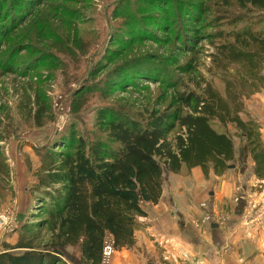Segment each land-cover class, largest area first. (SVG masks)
Returning a JSON list of instances; mask_svg holds the SVG:
<instances>
[{
	"label": "trees",
	"instance_id": "trees-1",
	"mask_svg": "<svg viewBox=\"0 0 264 264\" xmlns=\"http://www.w3.org/2000/svg\"><path fill=\"white\" fill-rule=\"evenodd\" d=\"M210 1L195 8L203 16L210 10L211 18H215L216 28L207 37L214 48L211 68L222 76L224 92L200 77L193 88L176 93V100L165 109H147L149 115L141 119L100 109L97 135L91 140L72 130L58 133L55 147L59 149L47 150V161L36 172V187L45 189L43 197L47 198L41 202L48 207L33 215L38 221L21 227L16 244L2 245L0 264H66L64 251L77 246L81 262L100 264L108 234L113 236L117 250L132 247L138 217L146 214L143 204L159 202L167 172L181 173L200 166L206 176L210 170L222 175L249 153L254 174L264 179L261 127L249 116L246 103L264 89V0ZM149 2L144 0V5L130 14L127 25L134 38L139 32L140 38L149 32L137 20L138 13L148 14ZM32 4V9L18 16L7 6L22 8V1L0 0V64L7 58V70L27 76L43 68L56 71L57 64L65 62L60 54L70 58L87 54L88 47L81 42L77 19L73 17L76 11L69 9V0ZM151 5L156 4L152 1ZM122 15L117 16L123 19ZM63 24L64 33L60 30ZM23 52L34 59L23 60ZM123 53L124 50L108 51L92 78L120 60ZM18 61L30 63L21 71ZM136 64L132 67L136 68ZM119 67L113 68L117 78L124 77ZM46 83L41 76L21 90L17 121L10 110L0 106V141L16 135L22 124L41 128L52 121ZM89 91L90 87H81L75 92L71 112L82 111ZM231 126L241 138L243 147L239 149L229 134ZM172 133L175 134L171 136ZM9 167L0 145V182L9 177Z\"/></svg>",
	"mask_w": 264,
	"mask_h": 264
},
{
	"label": "rangeland",
	"instance_id": "rangeland-1",
	"mask_svg": "<svg viewBox=\"0 0 264 264\" xmlns=\"http://www.w3.org/2000/svg\"><path fill=\"white\" fill-rule=\"evenodd\" d=\"M20 1L23 3L22 8L7 6L11 7L12 13L15 12L18 16L26 14L27 9L34 7L32 3L38 5V1L41 0ZM69 1V9L76 11L73 17L77 19L76 25L81 42L88 47L86 55L70 58L68 54H60V59H64L65 62L57 64L56 71L50 72L43 68L36 74L27 76H23L22 72L7 70L6 67L10 64L7 58H3L0 64V106L6 111L10 110L16 117L15 121L18 119L21 90L28 88L29 82L36 81L41 76L42 80H47V93L53 109V119L44 127L34 128L22 124L16 135L8 140L0 141L6 162L10 165L9 177L0 182V248L5 242L16 244L21 227L27 222L38 221L39 218L33 215L41 213L40 210L43 207H48V204L41 202L47 199L43 197L45 189L36 187L37 173L38 170L40 172L45 160L47 161L45 155L47 150L59 149L55 146L60 134L71 133L72 130L77 135L91 140L97 135V115L100 109H111L128 118L141 119L149 115V112H146L147 109L149 111L165 109L171 101L176 100V93L190 90L200 77L212 81L221 91L225 90L222 76L215 68H211L210 54L214 48L210 45L211 40L207 34L216 28L215 18H211L213 13L210 10L203 16L197 12V7L195 8L202 2L209 4L210 0H148L151 1L147 8L149 15L137 14L140 27L149 30L147 36L143 38H140V32L135 38L130 36L131 27L127 25V22L130 14L144 5V0ZM152 1L156 5H151ZM118 6L119 10L116 9ZM21 11L23 13H20ZM121 13L124 14L123 19L117 16ZM152 16L155 20H152ZM65 25L63 24L60 28L62 33H64L62 28ZM141 29L139 28V31ZM170 30H172L171 33ZM111 50H124V56L93 79L92 72L105 62L106 55ZM20 57L23 60H27L28 57L29 61L34 59L24 52ZM136 62L137 67L133 68ZM27 63L24 65L18 61L16 65H20L21 71H24ZM116 65H121L124 71L123 76L131 75L130 79L114 76L113 68ZM187 66L189 70L183 71ZM63 68H66V72H62ZM81 87H90L88 101L82 111L75 114L71 112L72 101L75 92ZM263 91L264 89L261 92ZM256 94L246 99V103L249 116L254 117L261 127L264 140V131H262L264 130V107L255 101ZM60 97L64 99L66 109H69L66 123L61 129L59 128L62 124L57 123V117L61 112L55 110ZM244 117L247 118L245 114ZM216 128L223 130L217 125ZM177 131L178 129L175 130ZM174 134L172 133L171 136ZM229 134L239 149L242 142L234 126L229 128ZM25 149L32 151L31 155ZM9 150L17 151L16 160L20 161L21 167L17 163V169L11 166L12 158ZM249 162L253 163V160L251 155L246 153L245 157L239 158L234 165L241 168ZM248 175L245 171L244 177ZM16 176L21 180L20 183L14 182ZM15 187L23 191L22 197L18 200L15 198ZM255 203L252 204L251 213L255 214L264 210L263 203L260 205ZM74 251L76 248L71 254ZM75 264H79L78 261Z\"/></svg>",
	"mask_w": 264,
	"mask_h": 264
},
{
	"label": "crops",
	"instance_id": "crops-1",
	"mask_svg": "<svg viewBox=\"0 0 264 264\" xmlns=\"http://www.w3.org/2000/svg\"><path fill=\"white\" fill-rule=\"evenodd\" d=\"M254 97L264 107V91ZM16 152L9 150L14 169L16 163L21 167ZM253 166H235L222 175L210 170L206 176L200 166L165 173L161 199L143 204L135 244L118 249L113 264H264V210L251 213L252 204H264V179ZM15 191L18 200L23 191ZM63 259L84 264L78 246L65 250Z\"/></svg>",
	"mask_w": 264,
	"mask_h": 264
},
{
	"label": "built area",
	"instance_id": "built-area-1",
	"mask_svg": "<svg viewBox=\"0 0 264 264\" xmlns=\"http://www.w3.org/2000/svg\"><path fill=\"white\" fill-rule=\"evenodd\" d=\"M55 110L61 112V114L57 117V123L62 124V126L59 128L61 129L66 123L67 120L66 115H67V111L69 110L66 109V106L64 105V99L62 97L58 99ZM115 252H116L115 240L112 235L108 234L104 239L102 258L100 264H113V258Z\"/></svg>",
	"mask_w": 264,
	"mask_h": 264
},
{
	"label": "water",
	"instance_id": "water-1",
	"mask_svg": "<svg viewBox=\"0 0 264 264\" xmlns=\"http://www.w3.org/2000/svg\"><path fill=\"white\" fill-rule=\"evenodd\" d=\"M235 167V165H231V168H234Z\"/></svg>",
	"mask_w": 264,
	"mask_h": 264
}]
</instances>
